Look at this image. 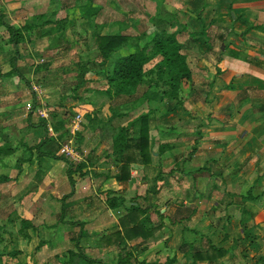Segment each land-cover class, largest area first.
<instances>
[{"label": "crops", "instance_id": "obj_1", "mask_svg": "<svg viewBox=\"0 0 264 264\" xmlns=\"http://www.w3.org/2000/svg\"><path fill=\"white\" fill-rule=\"evenodd\" d=\"M189 2L190 0H178L182 9L175 12L186 11ZM163 4L169 5V0H162ZM203 5L199 19L192 16L187 20L191 32L201 33L204 28H208L215 44L214 50L209 51L205 39L197 45L201 48L199 52H190L194 88L203 92V95L186 101L185 108L177 112L176 130L173 132L167 128L176 119L153 118L150 134L155 141L156 153L152 165H133L131 179L120 184L115 179V174L118 173L117 161L120 158L114 154L113 160L111 157L104 159L100 151V146H103L104 151L107 150L104 143L98 144L96 149L84 147L80 152L79 162L90 158L94 165L89 168L87 176L80 179L74 177V188L69 177L62 175L63 169L54 165L61 164L60 161L55 162L50 158L39 161L34 154L31 162L14 165L12 172L16 173L15 178L19 179V183L29 186L21 193V196H25L24 201H21L25 205L14 209L12 216L30 219L34 225V228L28 230L30 239L25 240L18 234L23 254L27 255L28 247L35 242V235L40 238L41 247L36 256L27 255L28 264H36V261L44 258L51 262L54 258L68 261L71 252H80L93 259L89 256L93 250L89 245L91 234L95 236L94 234L102 232L97 238L101 239L116 228L121 229L120 219L133 205L146 210L143 218L150 217L149 225L155 224L154 216L158 215L161 219L159 225H154H161L157 238L144 243L142 251H138L139 255L147 258L150 251L159 257V251L162 252L163 245L167 243L163 239L159 241V238L164 230L170 231L172 227H176L178 241L185 239V243L196 244V241L203 239V235L208 237L213 246L215 242L226 246L230 241V246H215L226 250L224 258L235 256L246 261L242 264H264V0H203ZM170 9L174 10L171 6ZM169 27L175 28L170 32L182 28L177 22ZM185 90L189 92V87ZM160 143H169L171 148L162 158H158L157 153ZM17 166H21L20 173ZM39 168L44 174L37 177ZM6 175L13 178L11 174ZM86 179L100 181V190L95 191L97 194L92 196L83 187V180ZM197 182L199 186L205 185L197 188ZM191 188L195 192L191 199L193 203L189 204L196 202L198 190L203 189L200 193L206 194L205 198H200L201 201L212 202L213 205L208 204L211 206L210 210L224 206L226 219L220 226L216 224L213 227L211 222L207 226L201 224L192 233L195 239L189 240L183 237L186 226L183 228L184 220H180L186 218L183 212L190 213V209L179 206L180 217L177 218L169 216L168 212L172 205L170 201L175 200L176 194L183 195L185 204H188ZM133 190L135 195L129 198L128 195ZM142 193L144 198L139 199ZM109 198L112 203L118 199L115 209L109 208ZM141 200L150 202L149 206L140 205ZM158 211H161L162 216ZM173 219L175 223L172 224L170 220ZM70 222L80 223L73 226L78 227L80 232H87L79 241L80 248H77L76 241L73 248L69 251L66 249V259V255L60 254L59 245L68 242ZM62 228L64 232L62 238H59ZM106 231L109 232L105 233ZM222 231L225 237L220 241L218 238ZM45 236L49 241L43 240ZM150 241L153 243L151 246V243L147 245ZM134 242L139 245L142 240H135L129 245L134 247L131 245ZM99 246L105 249V256L97 259L98 264H108L105 260L109 258V254L112 257L118 254L116 246L107 247L102 243ZM188 252L184 253L185 259L190 262L188 264H224L218 261L195 262L193 255ZM155 263L162 264V261ZM165 263L166 261L163 264Z\"/></svg>", "mask_w": 264, "mask_h": 264}, {"label": "rangeland", "instance_id": "obj_2", "mask_svg": "<svg viewBox=\"0 0 264 264\" xmlns=\"http://www.w3.org/2000/svg\"><path fill=\"white\" fill-rule=\"evenodd\" d=\"M144 1L145 0H94V2L87 3V0H78L75 5L87 4L85 14L87 16H95L94 24L106 23L107 28L104 30L105 33L118 30V25L123 21L127 22L128 25L131 24L132 28L135 29H127L126 34L128 35H131L134 32L137 34L138 30L140 32L144 30L151 31L153 23L158 19L155 14L157 13V15L162 16V10L164 8L171 14L182 9L181 5L178 4V0H169V5L173 7V11L170 9L169 5L163 4L162 6V0H147L148 6H144ZM158 1H161L159 7L156 4ZM57 4L58 2L52 3L51 0H0V9L7 16V20L11 25L21 27L26 23H31L34 20V17L40 13H51L56 8L55 5ZM164 15L165 17H170V14L167 11H165ZM77 16L79 23L74 27L72 25L69 26L65 40L58 35L54 38L53 42L56 43H53V45H57L58 47L52 46L50 39L37 38L34 33L29 37V42L20 45L18 67L24 74V80L20 79L18 76L9 75V72L12 70L10 60L15 52L13 51L12 45H7L9 38L7 30L0 27V148L12 151L11 155L6 158L8 167L0 168V175L11 174L13 176L11 182L0 185V212L4 219H6L7 215L5 210L9 207H11L10 211H15L14 209H20L25 205L24 202H21L25 199V196H21V193L29 185L19 183L20 181L15 178L16 173H13L12 169L15 167L14 165L17 164L18 160L30 155L28 148L35 147L40 143L44 135L43 126L48 127L50 136L61 140L59 139V135L66 130L70 132L68 125L71 124L77 115H82L83 121L80 126V131L77 133V135L80 133L81 139L78 141V139H76L78 137L73 136V140L75 142L77 141L76 147L78 151H83L84 147L96 149L98 144L104 143L107 150L104 151L103 146H100V151L102 157L107 159L108 157L112 158L113 155V140L111 136L112 132L110 133L109 130L110 128H105L103 125L108 127L109 124H112L110 123L112 111L117 113L128 111L132 116L139 113H146V109L144 108H139L135 113L131 110V105L126 108L121 107L122 110L117 106L120 100H117L115 104H113V107H110L109 104L100 105L105 101L107 103V100L109 99L106 96L98 97L97 100L99 101V106L95 107L90 105V102L96 100L95 91L103 90L108 87L106 75L99 74L98 72L102 69H104V71H111L116 57L114 56L112 59L104 62L102 67L94 68L93 72L80 70V65H86L87 68L90 67V64L87 63V56H89V59L95 58V47L93 40L88 41L92 36L93 29H90L86 22L87 19L84 16ZM58 17H62V13H59ZM92 28H94V26ZM174 29L175 28L172 29L171 27L169 30ZM65 45L68 49H64ZM63 46L64 48H62ZM146 90L147 86L144 84L139 88L137 95H142ZM34 98L36 99L35 104H33ZM34 105H36V107H34ZM172 115L174 116L168 115L167 117H164V119H172L173 117L176 119L174 120L176 122L178 116H176V114ZM127 119L128 117L123 119L122 122H126ZM160 119L162 120V118ZM97 134H99V137ZM89 137L90 139L88 140ZM62 139L64 140V137ZM57 144L54 145L57 154H59L60 151V154L66 157L62 153V148L59 149V145ZM69 160L73 161L72 159ZM60 162L62 163H55L54 165H58L60 170L63 169L62 175L67 176L66 170L68 165L63 161ZM27 165L28 163H26V167ZM27 172L31 173L29 171ZM19 177L20 174H18V178ZM189 181H192V179ZM83 182V187L92 193V196L97 194L96 192L100 190L98 186L100 181L98 180L86 179L83 180ZM203 185H205V183L202 184V186ZM195 186L197 188L202 187L199 186L198 182ZM192 189L193 188H191L189 192L190 196L189 200H187L188 204H185L186 201L184 200L185 197L183 195L176 194V196H174L175 200L170 201L172 205L168 212L169 216L177 218L180 217L179 206L183 205L190 209V213L183 212V216L186 218L183 219L184 224L182 225V227L186 226V228L183 227V237L189 240L195 239L192 233L194 230L200 228L201 224L207 226L208 223L211 222V225L215 227L216 224H219V226L222 225L226 219L224 206H220L217 209L212 208V210H210L211 206L208 204L210 203L213 205V203L201 201L200 198L202 196L205 198L206 194L200 193V191H204L203 189L200 191L198 190L196 202L192 205L189 204L193 203L191 199L195 190ZM64 192L68 193L67 191ZM134 195L135 192L133 190L128 197L130 198ZM139 196V199L144 198V193ZM90 199H92V197H90ZM200 202H203V204ZM149 203L142 200L139 202L143 207H148ZM195 204H197V206ZM187 214L189 215L186 216ZM12 215V218H10L12 220H9L5 225L8 230V234L5 235L6 245L8 247V252H22L19 243L21 237H18L21 217H13ZM69 217L70 216H68V218ZM157 217L154 216L155 224L152 223L153 225H151V227L160 224L161 219L158 215ZM166 222H168V220H166ZM0 223H2V221H0ZM47 225L49 226V221L47 222ZM171 231L173 232L172 234ZM62 232H64L63 228L58 234L59 238H62ZM107 232L109 231H106L105 233ZM79 233L80 229H78V227L68 226V242L59 245V249H61L60 254L65 256L67 254L66 249L69 251V249L75 246L76 241L71 240L76 239L79 236ZM100 233L102 234V232ZM101 234H94L95 236L91 234L89 244L93 248L89 256L96 260H99L101 256H105L103 253L105 249L102 246H99V243L105 245V242H101L104 236H102L101 239H97ZM170 236H173L174 238ZM36 237L37 235L34 237L35 242L28 247L26 252L27 255L36 256L37 250L40 249V238L38 239ZM202 237L203 239L200 240V242L196 241V244L193 245L195 249L207 250L209 247V239L207 236L205 237V235ZM224 237V231H222L218 239L221 241ZM47 239V236H45L43 240L49 241ZM162 239L167 243L163 245L162 252L159 251V257L155 254H151L150 251L147 253V258L144 255H139V252L142 251L145 244L141 243V245L137 246L136 242L132 243L131 245L136 247L139 251L134 253L136 261L141 262L146 260L150 264H156L155 262L162 261L163 264L165 261L167 263L169 259H175V262L172 264H178V262L181 264L190 263L184 257V253H187L190 248L185 244V242H187L185 239H181V241L177 240L176 227H172L170 231L168 229L164 230L159 241H162ZM35 243L36 245H34ZM152 244V241L147 243L149 246ZM220 244L221 242H215L214 246L220 247ZM230 245L231 242L229 241L226 246ZM21 246L23 249H26L24 245ZM221 246L226 247L224 244H221ZM131 248L134 249L133 247ZM117 253L118 254H114L113 257L112 254H109V258L105 261L108 264H118L120 252L118 251ZM20 256L13 261L9 260L8 264H16L19 261ZM65 257L67 259L68 255ZM47 260L48 259L46 258L38 260L36 261V264H61L62 262L60 261H63L54 258L52 262L48 260L47 263ZM28 262L29 261H27V264ZM218 262L224 264L246 263V261L235 256L222 257Z\"/></svg>", "mask_w": 264, "mask_h": 264}, {"label": "trees", "instance_id": "obj_3", "mask_svg": "<svg viewBox=\"0 0 264 264\" xmlns=\"http://www.w3.org/2000/svg\"><path fill=\"white\" fill-rule=\"evenodd\" d=\"M77 1L51 0L52 3L58 2L55 5L56 8L51 13H40L34 17L31 23H26L21 27L11 25L7 20V16L0 9V27L7 30L9 34L7 45H12L13 51L15 52L10 60L12 70L9 72V75H15L24 80V74L18 67V60L20 58L19 47L29 42V37L32 36V33L37 38L50 39L52 46H57L53 45V43H56L53 42L56 35L65 40L69 26L72 25L74 27L79 23L77 15L84 16L87 19L86 22L90 29H93L92 36L88 41H94L95 58L89 59V56H87V63L90 64V67L87 68L86 65H80V70L93 72L94 68L102 67L104 62L112 59L114 56L116 57L111 71H104L102 69L98 72L99 74L106 75L108 87L95 91L96 100L90 102V105L95 107L99 106L98 97L106 96L109 100H107V103L105 101L100 105L109 104L110 107H113V104L117 100H120L117 104L119 108H126L131 105V110L135 113L139 108L146 109V113H139L135 116H132L128 111V113L126 111L119 113L112 111L110 120L112 124H109L108 127L103 125L105 128H110V133L112 132V146L114 149L112 156L115 154L120 158L117 161L118 173L115 174V179L120 184H123L131 179V168L133 165L148 167L153 164L156 153L154 151L155 141L152 140L150 134L153 118L155 116L164 118L168 115L177 114L179 110L185 108L186 101L193 100L198 95H203V92L196 91L194 88L190 52L193 50H198L199 52L201 48L197 47V45L205 41V39L207 50L213 51L215 46L214 40L210 38V30L208 28H204L201 33L191 32L189 23H187L188 17L200 18L204 8L203 0H190L186 11H179L173 14L164 8L162 10V16L157 15V13L155 14L158 19L153 23L151 31L144 30L140 32L138 30L137 34L134 32L131 35L126 34V30L135 28H132V25H128L125 21L118 25V30L105 33L104 30L107 28V24H94L95 16H87L85 14L87 4L75 5ZM89 2H94V0H87V3ZM144 4V6H148L147 0L144 1ZM156 4L158 7L161 5L160 2ZM165 11L170 14V17H165ZM59 13H62V17H58ZM173 22H177L182 26L181 30L170 32L168 27ZM93 26L94 28H92ZM64 49H68V47L65 45ZM144 84L147 86V90L142 95H137L139 88ZM187 87H189V92L185 90ZM35 100L34 98L33 104H35ZM127 117L126 122H122ZM175 124L176 122L171 123L167 129L173 132L176 130ZM43 127L44 135L40 143L35 147L28 148L30 155L18 160L17 163L31 162L34 154L37 155L39 161L43 158L63 161L68 165L67 177H69V182L72 188H74L76 184L74 177L76 176L77 179H80L87 176L89 168L94 165L93 162L88 158L82 163H75L67 157L62 156L60 151L57 154L54 145L58 143L57 145L61 149L62 145L67 143L72 137L70 132L66 130L61 133L59 135V139L61 140H58L50 136L48 127ZM79 135L80 133L77 135L78 138H76L78 141L81 139V135L80 137ZM63 137L64 140L62 139ZM170 149L169 143H160L157 151L159 154L158 158H162ZM11 153L12 151L10 150L0 148V168L8 167L6 158ZM17 167L20 173L22 171L21 166ZM42 174L44 173L39 168L36 176L38 177ZM11 180L6 174L0 175V185L7 184ZM110 194L112 193H108V195ZM67 197L69 195L64 197L62 201H65ZM111 200L110 198L108 199V206L110 209H115L118 205V202H116L118 199L113 201L114 203ZM10 208L5 210L7 214L6 219L3 218L0 212V221H2L0 223V264H8L9 260L13 261L21 254L16 264H26L27 256L23 252H8L5 237L8 234V230L5 225L14 213V211H10ZM145 214L146 210L140 208L139 205L131 206L127 210V213L120 219L121 229L116 228L103 238L102 242H105L107 247L116 246L119 249L120 258L118 264H150L146 260L141 262L136 261L134 253L136 251L138 252V250L136 247L132 249L129 245L135 240L141 239L142 243H146L150 239L157 238V232L161 229V225L151 227L149 225L151 222L150 217L143 218ZM158 214L162 216L161 211H158ZM170 222L173 224L175 220H170ZM79 224L78 222H70L71 226ZM31 228H34V225L30 219H21L18 234L25 240H28L30 239L28 230ZM86 232V230H82L80 232L82 235L79 234L73 240L78 241L76 244L77 248H80L79 241L85 237ZM185 244L189 246V252L193 255L195 262H216L226 254V250L216 248L210 242L207 250H198L195 249L193 244ZM60 262H62L61 264L99 263L96 259L89 258L80 252H71L69 261ZM174 262L175 259H169L166 264H172Z\"/></svg>", "mask_w": 264, "mask_h": 264}, {"label": "built area", "instance_id": "obj_4", "mask_svg": "<svg viewBox=\"0 0 264 264\" xmlns=\"http://www.w3.org/2000/svg\"><path fill=\"white\" fill-rule=\"evenodd\" d=\"M82 119V115H77L75 119L71 122V124L68 125V129L70 130L72 137L67 143L62 145L63 155H65L69 159H72L75 163L81 161V155L76 147V142L73 139L75 136H77V133L80 131V126L83 121Z\"/></svg>", "mask_w": 264, "mask_h": 264}]
</instances>
